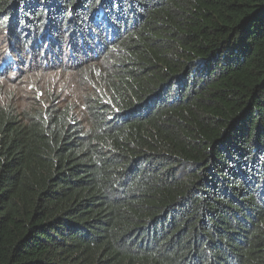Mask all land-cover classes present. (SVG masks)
I'll return each instance as SVG.
<instances>
[{"label":"trees","instance_id":"16d2710c","mask_svg":"<svg viewBox=\"0 0 264 264\" xmlns=\"http://www.w3.org/2000/svg\"><path fill=\"white\" fill-rule=\"evenodd\" d=\"M0 35V81L78 94L0 102V264H264V0H0Z\"/></svg>","mask_w":264,"mask_h":264},{"label":"rangeland","instance_id":"374dc122","mask_svg":"<svg viewBox=\"0 0 264 264\" xmlns=\"http://www.w3.org/2000/svg\"><path fill=\"white\" fill-rule=\"evenodd\" d=\"M4 40L5 38L0 35V52H7L4 51L6 48L4 47ZM1 62L2 59L0 60V64ZM32 70L33 69L16 70L11 75L9 74V78L0 81V102L10 101L9 99H11L15 104L18 103L22 107L27 106L31 101H37L36 99L39 97V91H44L49 87L55 89L53 91L56 95L62 87H64L65 94H67L68 90H71L72 93H70L68 97H72L73 102L77 100V92L71 87L65 89V81L63 80L64 78H60L62 77L61 75H58V73L47 75L39 73L38 70Z\"/></svg>","mask_w":264,"mask_h":264}]
</instances>
